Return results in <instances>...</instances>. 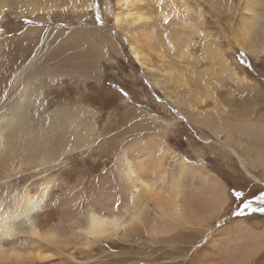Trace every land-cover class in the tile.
Masks as SVG:
<instances>
[{"label":"rangeland","instance_id":"obj_1","mask_svg":"<svg viewBox=\"0 0 264 264\" xmlns=\"http://www.w3.org/2000/svg\"><path fill=\"white\" fill-rule=\"evenodd\" d=\"M11 1L0 0V4H9ZM27 1L31 2V0ZM41 2H46V0ZM243 5L244 0H163V4L161 0H146L144 4L139 3V0H133L126 7H118L116 0H63V2L60 0V6L57 8L52 9L49 4L47 11H35L36 13L33 14L26 13L25 10L28 9L23 6L19 11L15 7L5 6L7 9L5 8L0 14L2 17L0 18V73H3L0 76V98L5 96V85L9 82V78L22 69L40 46L42 56L37 58V63L46 59L45 63L48 62V65L52 66L57 63L55 57H58L63 75L54 78L44 74L43 71H36L37 76L29 80L32 89V92L28 93L30 101L26 102L20 111L21 120L24 121L21 123L23 133L27 134V131L28 134H31L29 133L31 131L32 133H44L47 131L41 130H49L48 126L53 128L51 132L58 133L59 121L58 125L47 124V122L56 110L66 108L84 118V128L88 132L83 138L80 136L82 139L74 146L82 147L88 144L87 147H94L90 151L86 148L84 150L73 149V153H69L70 158L62 159L63 165L71 166L67 169L69 172H66L70 173V176L67 178L68 181L62 184L55 180L52 197L48 199V206L51 210L52 207L55 209L57 218L67 217L68 220L71 215L74 216L75 208L69 205L76 201L72 199L71 202L68 201L73 193L76 195L80 193L82 200H85V205L89 203L99 187V181L95 179V176L102 171H107V178H105L107 182H105L109 191L114 189L120 192L121 182L118 174L121 173L117 171L116 175L111 171L114 168L116 154L121 152L123 147L138 148L139 139H146L155 134V128L159 126V123L153 122L152 117L169 120L171 125L164 136L168 146L178 152V157H186L188 161L196 165L203 163V167L215 173L226 184L229 204L227 203L225 207L230 205L237 212H243V215L221 216V220L214 221L216 225L214 231L217 232L221 225L232 224L233 220L244 219L243 224L248 226L253 234L251 240L249 236L247 237L249 240H246L251 246L247 252L252 255L254 253V257H250L248 264H263L264 146L252 138L251 132L245 127L239 131L232 130L228 135L225 134L227 128L224 124L219 126L218 134L211 127L215 126L217 118H220L219 121L222 123L225 117L220 114L226 113V108L232 109V107L238 109V116L245 113L248 115L245 114L244 117L251 116V120L246 125L259 128L264 126V52H258L255 55L241 47L240 42L245 37V28L249 27L251 17L250 12ZM246 5L249 9L260 12L255 23L247 30V33H250L249 39L252 38L260 45L261 32L264 27V20L261 18V13L264 15V0L253 4L246 3ZM116 11L121 14L118 29L114 20ZM137 12H143V18L131 20V15L129 16L128 13ZM163 20H168L169 23L167 25L161 23L162 31H157L156 28L147 29V25L153 21L162 22ZM180 22H191L193 27L189 30H194V28L199 30L190 32L191 43L187 48L180 44L184 41L176 43L171 40L172 32H175L174 26L182 25ZM150 31L155 37L154 43L152 42L153 46L151 44L152 48L146 39ZM124 35L126 37L128 35V41H135L138 47L143 52H148L152 58H155L154 52L159 49V46L162 48V44L166 43L164 50L163 48L160 50L165 56L166 64L163 63L174 68L173 74L175 75L172 76L181 82H174L171 77L172 81L165 84L156 83L160 86L154 84L156 82L154 78L162 79L165 72L160 73L157 70L151 73V70L145 67L143 69L137 64ZM36 36H39L37 42L31 43V38ZM165 36L167 38H164ZM84 44H88L90 48L82 52ZM211 50H216L221 54L237 77L244 78L248 84L237 81L235 77L225 72L224 66L216 63L215 58L208 56ZM164 64L160 65L163 67ZM156 72L161 77L157 76ZM215 72L216 75L210 78ZM208 79L210 81H207ZM206 81L209 82L207 84L210 89L214 88L211 89L213 90L211 98L209 95L204 96L207 93L202 82ZM215 83L216 87H214ZM257 89L260 91L258 94H256ZM213 98L215 101H212ZM15 99L16 97L13 96L5 98L3 102L1 100L2 112H9ZM175 99L180 100L179 104L174 102ZM225 106L224 112L218 115V111ZM77 109L79 112H75L78 111ZM194 113L201 116L211 114V126L207 121H201L202 119L197 115L194 116ZM89 125L93 126L92 130ZM27 127L31 130H26ZM91 140L95 143H91ZM95 150H97L95 154L99 153L97 157L92 155ZM234 151L242 157L245 169ZM258 155L262 159H258ZM103 163L106 165L104 166ZM170 167L173 168L171 164H169ZM80 168L85 169L84 174L82 173L83 179L81 178L83 186L81 190H78L76 186L78 182L75 178H79ZM246 171L255 175L256 178L251 177ZM29 178L31 177L25 179L22 184L32 180ZM22 184L15 188H21ZM72 188H74L73 191ZM10 190L0 189V201L8 206L13 201L10 197L13 188ZM237 192L242 195L237 196ZM85 205L82 208L83 213H85ZM245 205L250 206L245 207ZM57 212L62 217L58 216ZM194 235L195 241L198 240L199 235ZM254 240L259 241L256 246L251 242ZM112 241L121 243L123 248L110 243H101L98 244V248H94L87 255L94 259L96 252L98 257L99 249H102V252L108 255L107 258L120 259L123 256L130 264L138 262V257L157 258L156 264L171 261L168 259L170 252L167 250L161 251L156 248L153 251L148 247L149 251H147V246L140 247L134 239L131 242ZM218 243L219 241L216 244L205 241L197 249L206 248L209 251L215 248L220 253V261L225 255V244ZM181 244L182 242L176 244L178 250L173 254L179 259L176 260V264L183 262L180 258L187 251V249H182L183 244ZM258 248H262V253L256 252ZM103 253L102 256L105 255ZM237 254L235 257H238ZM55 257L59 258L44 264H69V262L57 263L61 256L56 255ZM83 257L87 259L86 256L77 253L75 264H80V262L84 264ZM147 263L150 262L147 260Z\"/></svg>","mask_w":264,"mask_h":264},{"label":"bare ground","instance_id":"obj_2","mask_svg":"<svg viewBox=\"0 0 264 264\" xmlns=\"http://www.w3.org/2000/svg\"><path fill=\"white\" fill-rule=\"evenodd\" d=\"M41 1L42 0H31V2H28L27 0H12L9 4H0V14L6 8L5 6H7V8L8 6L15 7L18 11L22 9L23 6L25 9H28L25 10L26 13L32 14L36 13L35 11H47L49 4L52 9L60 6V0ZM61 1L63 2V0ZM129 2L132 3L133 0H116L118 7H126ZM256 2H260V0H244L243 6H245L247 11L251 14L249 27L255 23L254 21L259 17L258 13L260 12L257 13L256 10L249 9L246 3L253 4ZM143 14V12H137L135 14L128 13L129 16L131 15V20H139L143 18ZM261 18L264 20V15L262 13ZM114 20L118 29L121 22V14L119 11H116L114 14ZM184 22H180L182 25L176 24V26H174L175 32H172L171 40L173 42L176 41V43L178 41H184V43L180 44L187 48L191 43L190 32L199 30L194 28V30L190 29V31L189 28L193 27L191 22ZM249 27L245 28V32L243 31L245 37L241 39V47L255 55L258 52L263 53L264 27L261 32V39L259 38L260 45H258L259 43L257 44L256 41H253L252 38L249 39L250 33H247ZM187 30H189V32ZM38 37H32L31 43H36ZM125 38L128 41V35L127 37L125 36ZM154 38L153 33L150 31L149 36L146 38L150 47L152 42L154 43ZM158 44L160 45L161 42ZM128 45L137 64L142 66V68L145 67V69L151 70V73L157 70L160 73L165 72L162 79H157V77L154 78L155 76L153 77L156 80L155 83L153 82L154 84L160 83L161 85V83L165 84L166 82L172 81L171 77L175 75L173 74L174 68L165 65V56L161 54L163 51H160L162 48L164 50L166 43L162 44V48L158 45L159 51L156 50L154 52L155 58H152L148 52H143L135 41H128ZM87 48H90V46L84 44L82 46V52L89 50ZM79 52H81L80 49ZM32 55L33 56H30L27 63L23 65L22 69L17 71L13 77H10L11 79L9 78V82L5 85V96L0 98V101L2 100L3 102L5 98L16 97L9 112H2L1 107L3 103H0V189L11 191L10 189L13 188L12 196H10L13 200L11 205L8 206L6 203L0 201V227H15V225L11 223L13 218L17 214L22 217L26 216L28 210L32 207V202L40 199V193L42 191L45 192V203L48 205V199L52 197L51 194L55 180L62 184L68 181L67 178L70 176V173L66 172L71 166L63 165L62 159L70 158L71 155H69V153H71L73 149L80 148L84 150L86 148L87 151L94 149V147H87L88 144L82 147L74 146L79 143L88 132L84 128V118L66 108L56 110L49 119V122H47V124L53 123L55 125L59 121V125L57 124L59 127L58 133H56V131L54 133L51 132L53 128L51 129L50 126H48L49 130H41L40 128L43 132L47 131L44 133H32V131L29 132L31 134H28V131L27 134L23 133L21 123L24 121L21 120L20 111L23 105L30 101L28 93L32 92V89L29 80L37 76V73H35L36 71H43L44 74L54 78L63 75L62 66L61 63L58 62V57H55V62L57 63L49 66L48 62L45 63L46 59L43 62L37 63V58L42 56L40 53V46L37 47ZM208 56L215 58L216 63L224 66L225 72L235 77L234 79L246 85L248 84V81L244 80V78L237 77L233 69L229 67L226 59L224 60V57L222 58V55L216 50H211ZM49 58L51 60V57ZM13 59L14 58H12V60ZM24 60L26 59L24 58ZM5 62L7 61L5 60ZM161 63L164 64L163 67L160 65ZM157 73L158 72H156V74ZM2 75L3 73H0V76ZM12 75L13 74H11V76ZM215 75L216 72L212 73L210 78ZM157 76H159V73ZM181 80L184 79L181 78ZM175 81L177 82L180 80L174 79V82ZM207 81L210 80L208 79ZM207 81L202 82V85H204L203 88H205L207 93V95L204 96L208 97L209 95V98H211L213 92L211 89L214 88L210 89L209 84H207L209 82ZM20 86L22 87L20 88ZM178 87L179 86H177V88ZM214 87H216V83ZM252 89H254V87H252ZM259 92L260 91L257 89L256 94ZM176 97L180 96L176 95ZM212 101H215L214 98ZM174 102L179 104L180 100L175 99ZM218 105L220 106V104ZM225 108L226 106L220 109L218 115L220 112L223 113ZM229 109L230 108H226V113L220 114V116L223 115L225 119L221 123L219 121L220 118H217V122L214 123L215 126L210 125V123H212L210 119L211 114L201 116L194 113V116L197 115V117L202 119L201 121H207L209 126L213 127L217 134L221 124L226 126L227 130L225 134L227 135L230 134L232 130L239 131V129L242 130V128L245 127L247 131L251 132L252 138L258 140L259 144L264 146V126L262 128L248 126L246 124L251 120V116L244 117L247 113L242 115L239 114L240 116H238V109L233 107ZM75 112H79V110ZM151 119L153 122L159 123V126L155 128V134L146 139H139L138 148L131 146L123 147L121 152L115 156L114 168H112L111 171L112 174L115 173L116 175L118 174L117 171L121 173L118 174L121 182V187L120 185L118 186L121 188L120 192L114 189L113 191H109L110 189L107 188V181L105 179L107 178V171H102L98 176H95V179L99 181V187L97 193L90 198L89 203L85 205V200H82L83 197L80 193H78V195L73 193L69 196L68 201L71 202V199L72 201H76L74 204L69 205L74 207L76 212L74 216L71 215V218L68 217V220L67 217L64 219L58 217V219L57 216H55L56 213L53 207L52 210L49 206L39 208L37 212L32 213L26 221L27 226L23 229L24 234L17 237V243L7 245V251L0 249V264H44L51 260L58 259L59 257H55L56 255L61 256L57 263L69 262V264H75L77 253L86 256V260L83 257L85 261L84 264H130L127 258L123 256L120 259L112 257L107 258L108 255H106L105 252L103 253L102 249H99L100 254L98 257L96 252V258L94 259H91V256L87 254L92 252L94 248H98V244L101 243H110L111 245L123 248L121 243H113L112 240H126L131 242L133 239L140 247L147 246V251H149L148 247L153 251H155L156 248L161 251H169L170 258L168 259L171 261L164 262V264H170L172 262H174L173 264L177 263L176 260L178 258L173 254L177 252L178 246L176 244L180 242L183 244L182 249H187V251L182 258H180L183 262L179 264H248L250 257H252L254 253L252 255V253L247 252L251 246L246 240H249L247 238L248 236L251 240L253 234L250 228L243 224L244 219L238 218L237 221L233 220L234 222L232 224L221 225L217 232L214 231L216 227L214 221L217 220L218 216L221 217V213L218 209L225 207L229 202L226 184L215 173L203 167V163L196 165L187 159L181 160L180 158L182 157H178V152L168 146L165 141L164 136L171 125L170 121L155 117ZM89 126L92 130L93 126ZM56 127H54V130H56ZM27 129L30 128L27 127L26 130ZM80 136H82V138H80ZM93 140L90 142L95 143ZM96 151L97 150H95L92 155L94 154V156L97 157L99 153L95 154ZM234 153L245 169V163L242 157H240L236 151H234ZM196 155L199 157L197 153ZM258 159H262V157L258 155ZM169 164H171L173 168L170 167V169ZM103 165L105 166L106 164L103 163ZM84 169L79 171V178H75L78 182V185H76L78 186V190H81L83 186L82 177ZM53 173L55 176H51ZM247 174L256 178V176L250 172H247ZM28 177H31L32 180L34 178V180H28V183L24 182L25 184H22ZM114 179H116V177H114ZM111 180L109 181L111 182ZM19 184H22L21 188H15ZM107 184H109V182ZM114 184H116L115 181ZM73 189L74 188H72V191ZM136 189H139V191H136ZM65 194L67 195V193ZM84 205L86 206L84 209L85 213H83L82 209ZM57 215L62 217L58 212ZM194 234L199 235L196 241ZM255 240L251 242L256 246L259 241ZM205 241L210 242V244H216L217 241H219L220 244H225V255H223V260H220L221 262L219 261L220 253L215 248L209 251L206 248L202 250L197 249L198 246ZM257 246L260 247L259 245ZM261 250L262 248H258L256 252L260 254L262 253ZM52 251L54 253H51ZM102 253L105 255L102 256ZM141 253H143V250ZM158 254L157 252V256L159 257L160 255ZM235 254H237L238 257H235ZM262 256L264 257V253ZM80 258H82V256ZM138 259V262H135V264H156L157 258L154 259L151 257L148 259L138 257ZM147 260L150 263H147ZM184 260H186V262H184Z\"/></svg>","mask_w":264,"mask_h":264},{"label":"snow or ice","instance_id":"obj_3","mask_svg":"<svg viewBox=\"0 0 264 264\" xmlns=\"http://www.w3.org/2000/svg\"><path fill=\"white\" fill-rule=\"evenodd\" d=\"M139 3L144 4L146 3V0H139ZM161 4H163V0H161ZM162 25H167L169 23L168 20H163L162 22L153 21L152 23L147 25V29L156 28L157 31H162ZM164 38H167L166 36ZM181 160L186 159V157L180 158ZM136 191H139V189H136ZM237 196L242 195V193L237 192ZM243 203V201H241ZM48 205L45 203V192L40 193V199L37 201L32 202V207L28 210L27 215L22 217L19 214H17L13 220L11 221L12 224L15 225V227H0V249H4L7 251V245L9 244H16L17 243V237L24 234L23 229L26 228L27 224L26 221L31 216L32 213L37 212V210L41 207H47ZM250 205H245V207H249ZM237 208H239V205H237ZM218 211L221 213V216L227 217L231 215H243V212H237L235 209H233L230 205L227 207H222L218 209ZM221 217L218 216L217 219H220Z\"/></svg>","mask_w":264,"mask_h":264}]
</instances>
